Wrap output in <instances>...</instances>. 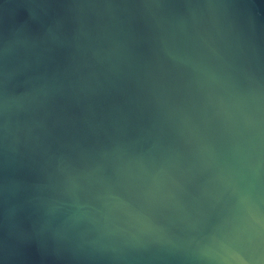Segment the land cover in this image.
I'll return each instance as SVG.
<instances>
[{
    "label": "water",
    "instance_id": "95a60500",
    "mask_svg": "<svg viewBox=\"0 0 264 264\" xmlns=\"http://www.w3.org/2000/svg\"><path fill=\"white\" fill-rule=\"evenodd\" d=\"M0 264H264V0H0Z\"/></svg>",
    "mask_w": 264,
    "mask_h": 264
}]
</instances>
